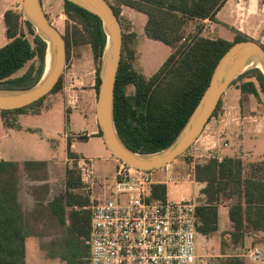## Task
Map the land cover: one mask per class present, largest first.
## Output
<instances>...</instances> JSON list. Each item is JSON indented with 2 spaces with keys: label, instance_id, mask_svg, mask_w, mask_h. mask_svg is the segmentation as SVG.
Returning <instances> with one entry per match:
<instances>
[{
  "label": "trees",
  "instance_id": "obj_1",
  "mask_svg": "<svg viewBox=\"0 0 264 264\" xmlns=\"http://www.w3.org/2000/svg\"><path fill=\"white\" fill-rule=\"evenodd\" d=\"M109 1V0H108ZM226 0H117L112 7L120 14V5L129 6L147 16L144 31L147 37L170 46V51L158 69L146 77L134 67L135 32H123L121 59L114 86V124L124 143L132 150L142 153L156 152L167 147L180 132L194 107L207 87L212 72L222 54L235 41L248 36L236 33L232 40L223 37H208L187 33L184 25L188 21L215 20L218 10ZM264 4V0H262ZM63 10L68 19L75 21L67 28L66 50L75 44H89L93 57L98 61L95 69V86L100 82V60L106 44V34L101 19L95 13L71 0H63ZM12 8L3 12L5 34L8 41L0 47V82L6 88H26L35 84L42 73L46 42L36 32L33 24ZM26 29V30H25ZM31 35V39L26 36ZM81 33V39L76 34ZM74 35V37H73ZM72 38V39H71ZM37 58L39 65L19 76L12 77L28 61ZM34 70V71H33ZM253 79L241 81L242 91L252 93L256 99H264V75L258 68L243 73ZM239 75L231 84L240 80ZM61 76L49 93L61 88ZM128 85L133 91L128 93ZM45 95L27 105L0 109L4 123L11 125L6 113H26V109L37 105ZM219 99L211 116L220 105ZM34 110L32 113H38ZM210 116V117H211ZM99 134L102 132L99 128ZM68 157H76L67 142ZM33 161H25L27 168ZM244 159L239 156H224L221 160L208 159L194 165V179L205 182L202 192L206 201L197 206L199 223L197 231L208 234L218 229L219 203L229 204V219L235 239L246 232L264 230V160L255 164L254 170L245 169ZM18 167L14 161L0 159V264H25V238L29 234L17 198L18 188L13 171ZM158 169V168H157ZM74 176L71 167L66 168L67 186ZM74 179V178H73ZM80 177L75 176V180ZM81 183V181H80ZM235 193L238 200L230 202ZM166 186L155 183L151 197L165 198ZM229 264H245L242 259H230Z\"/></svg>",
  "mask_w": 264,
  "mask_h": 264
},
{
  "label": "rangeland",
  "instance_id": "obj_2",
  "mask_svg": "<svg viewBox=\"0 0 264 264\" xmlns=\"http://www.w3.org/2000/svg\"><path fill=\"white\" fill-rule=\"evenodd\" d=\"M40 1L42 8L50 22H52L64 36L68 34L67 28H70V32L72 33V26L76 22L68 19L67 15L64 13L63 0ZM109 1L113 5L117 4V0ZM228 1L229 2H227V6L230 5L231 7L232 18L230 21H232L236 27H241L243 30L236 28L233 26V24H231V22L230 24L223 23L225 24L223 25L220 23L217 25L216 23L212 24L211 20L188 21L184 25V30L187 33H197L199 35L208 37L220 36L230 40L234 38L236 33H242L249 38L257 40L264 46V4L262 0ZM5 4L21 15L20 21L21 25L24 27V19H27V15L23 10L22 0H0V12L3 11ZM120 9L121 11L119 14V19L123 32L128 33V31H134V29L138 32L134 46V67L137 71L141 72L146 77H149L158 68L160 60L167 57V45L163 42H144L142 40L143 38L139 34L141 33L142 26V22L140 20L141 18L138 19L134 16L141 14H139L135 9H131V7L123 4L120 5ZM248 16H255L256 19L254 21L246 20ZM141 17L143 16L141 15ZM236 22L243 24L238 25L235 24ZM3 25V22L0 21V27ZM26 36L31 39V35L27 32ZM75 37L79 40L81 39L82 34L77 33ZM103 61L104 58L101 56L99 65L100 69L102 67ZM38 65L39 61L37 58L28 61L20 70L14 73L12 77L22 75L29 69L36 70ZM97 65L98 61L94 59L89 44H75L72 42L69 46V53L60 74L62 79L61 88L56 92L47 93L40 103L26 109V112L38 110V113H27L22 115L20 118L22 124L29 126L32 129L27 132L21 128L6 127L4 125L5 123H3L1 120L0 115V159L7 158V156H9L11 153L18 149H24L25 147L27 149H37L40 152V155H46L49 156V158L53 156H61L63 158L64 155L68 157L66 141H70L71 136L66 137L65 134L80 131L83 127H87L88 129L90 127L89 124L91 123L90 119H92V117H96L95 101H97V90L96 97L89 98L87 96V88L92 82L95 85V69ZM48 66L45 58L41 76L47 70ZM247 67H250V64H248L246 68ZM249 69H246L245 71ZM244 72L240 74L243 76L240 77V80L238 81L239 83L249 79L254 80L253 76L244 75ZM2 84H4V82H0V88L6 89V87H4ZM133 89L134 88L132 85H128L126 91L130 93L133 91ZM262 96L263 95L261 94V98L256 99L257 107L254 110H245V112L242 114L240 113L239 108H235L232 109L231 112L226 111L224 114V110L220 103L215 114L211 116L219 117L220 121H218V123L213 122L214 125L207 129L209 136H211L212 140H215L214 142L219 143V145H221L225 140L229 142L228 147H223L222 150L218 152L221 157L231 156L229 153H234L232 154V157L237 156V152H234V148L238 144V139L230 138L225 134L220 135L219 132H221V128L227 126L232 127L235 125L231 124L235 117L236 120L238 119L239 121L240 118L237 117H246L243 120V123H240L241 125L251 123L253 124V119L254 117H258V113L259 115H264V99ZM68 115L70 118H67ZM5 116L9 119L12 118L10 121L13 122L16 113H6ZM228 122L229 124H227ZM221 123H226L227 125L225 126ZM40 130L43 132L42 135H40ZM78 138H83V136L80 135ZM258 138L259 140H255L256 146H252L255 147L257 151L261 150L262 146L264 147V133L259 134ZM215 146L217 147V144H215ZM77 158L78 156L72 158L68 157V159H63L62 161L71 167V170L75 176L79 175L75 161ZM243 158L245 169L254 170L255 164L264 160V155L246 154L243 156ZM194 160H197V158L194 159L187 150L182 155L178 156L173 162H171L168 168L161 170L159 173H155L154 178L157 181L165 184L167 196L170 198H176L177 194H182L186 198L194 200L195 203L199 205L203 201L201 198H199L201 190L198 188V184L194 179L193 167L190 163ZM16 173L17 171L15 174ZM15 174L13 177H15ZM231 196L232 197L229 199L230 202L238 200L237 193L234 192V194H231ZM251 234L253 235V231L246 232L240 239H235L233 230L228 228L224 230H218L209 234L208 236L198 235L197 239L201 244L197 245V249L200 257L203 260L202 264H229L230 259L234 258L242 259L245 264H249V258L247 254L250 248L254 245L264 247V236L255 235L254 238H250L249 236ZM245 236H247L246 243L244 242ZM33 239V236H28V254H31ZM30 261L33 263V260L30 259ZM50 262L53 264L54 259L50 260ZM59 264L65 263L59 262Z\"/></svg>",
  "mask_w": 264,
  "mask_h": 264
},
{
  "label": "crops",
  "instance_id": "obj_3",
  "mask_svg": "<svg viewBox=\"0 0 264 264\" xmlns=\"http://www.w3.org/2000/svg\"><path fill=\"white\" fill-rule=\"evenodd\" d=\"M227 2L229 1L226 0V4L224 3L216 13L215 20H211L212 24H230L231 22V24L236 27V25L230 21L232 18L231 7L230 5L227 6ZM7 8L10 7L5 4L3 11L0 12V21H2L3 24V12ZM137 12L143 16L141 17V15L133 14L135 18H141L142 26L141 33L139 34L143 38L142 40L144 42H161L146 36L144 26L147 21V16L140 11ZM249 17L250 16H248L246 20L254 21L256 19L255 16ZM235 24L242 25L243 23L236 22ZM236 28L243 30L241 27ZM5 29V24L0 27V47L8 41ZM133 32H135L134 47L138 32L135 29ZM246 33L249 34L248 32ZM167 48L169 54L170 46L167 45ZM164 60L165 58L161 59L158 65L160 66ZM87 96L89 98L96 97V88L93 82L88 85ZM220 100L224 114L226 111L231 112L232 109L235 108H239L240 113L243 114L245 110H254L257 107L255 96L252 93L242 91L239 82L230 84L222 93ZM27 113L32 112L17 113L14 117V124L7 125L5 123L4 125L11 128H21L28 132L32 128L22 124L20 121L22 115ZM67 118H70L69 115ZM237 118H240V121L238 119L236 120L235 117L231 123L235 125L232 127L227 126L221 128L219 134H225L230 138L238 139V144L235 146L234 152H237V156L239 157L243 158L246 154L264 155L263 146L259 151H257L255 147H252L256 146L255 140H259V134L264 133V115H259L258 113V117H254L253 119V124L241 125L240 123H243V120L246 117ZM1 120L3 121L2 115ZM90 120L91 123L89 124L90 127L88 129L87 127H83L80 131L66 133L65 136H71L69 141L70 150L78 157L89 159L92 164V168L100 182L95 186L94 196H92L91 192L86 190V187L82 182L80 183L81 180H75V175L71 176V184L67 186L66 168L69 165L62 162L63 159H68L66 155H64L63 158L61 156H53L49 158V156L40 155V152L37 149H27L25 147L24 149L16 150L7 156V158H4V160L14 161L18 164L13 176L16 171L17 173L13 178L18 188L17 198L20 210L29 230V234L25 238V264H51L50 260L52 259H54L53 264H59V262L65 264H87L88 262L90 247L86 239L90 227L91 207L95 202L101 200L104 197L103 195H108V189L105 190L101 183L104 181L106 183L105 186L110 187L111 180L118 164L116 157L107 147L103 136L98 132L99 125L97 117H92ZM218 121H220L219 117H211L204 125L200 135L187 149L194 159L197 158V160L190 162L193 167V176L194 165L200 163L199 155H205L209 148L214 149V147H216L215 144H217V152L222 150L223 147L229 146L227 140H225L227 142L226 146H224L223 143L219 145V143L214 142L215 140H212L207 132V129L212 127L214 123H218ZM221 124L226 126L229 122L227 124ZM42 134L43 132L40 130V135ZM80 135H82L83 138H78ZM67 142L68 140L66 141V148ZM232 154L229 153V155L233 156ZM25 161H33V163L25 168L23 164ZM170 164L156 169L155 173H159L161 170L168 168ZM195 181L198 184V188L201 190L199 198L202 199L203 202L201 204H203L206 201V196L202 192V189L205 187L206 183L197 180ZM180 197L185 196L177 194L176 198ZM217 208L218 229L216 231L228 228L232 229L228 214L229 204L227 202L219 203ZM261 231L264 232V230L253 231V235L251 234L249 237L254 238L255 235H259V232ZM211 233L202 234L198 232L197 236H208ZM28 236L34 237L31 254H28ZM246 237L247 236L244 238L245 243L247 242ZM199 244L201 243L197 239V245ZM30 259L33 260V263H31ZM248 260L249 264H253L250 259Z\"/></svg>",
  "mask_w": 264,
  "mask_h": 264
},
{
  "label": "built area",
  "instance_id": "obj_4",
  "mask_svg": "<svg viewBox=\"0 0 264 264\" xmlns=\"http://www.w3.org/2000/svg\"><path fill=\"white\" fill-rule=\"evenodd\" d=\"M198 157L200 163L222 158L217 147ZM116 160L110 187L101 183L108 195L91 207L87 264H202L197 249L198 204L185 197H151L152 185L159 182L155 169ZM75 161L81 182L94 196L100 182L90 160ZM247 256L253 264H264V247L252 246Z\"/></svg>",
  "mask_w": 264,
  "mask_h": 264
},
{
  "label": "water",
  "instance_id": "obj_5",
  "mask_svg": "<svg viewBox=\"0 0 264 264\" xmlns=\"http://www.w3.org/2000/svg\"><path fill=\"white\" fill-rule=\"evenodd\" d=\"M71 1L95 13L101 19L106 34V44L102 54L104 61L99 71L100 82L96 101L97 122L112 154L134 168H161L182 155L200 135L224 90L246 70V64L250 59H257L262 68L253 67L258 68L264 75V46L249 37L235 41L218 60L207 87L175 139L167 147L156 152L134 151L121 139L114 124V86L123 42L120 19L108 0ZM22 5L27 19L46 42L45 58L50 49L51 62L47 70L32 86L0 88V109L21 107L49 93L58 81L66 60L65 36L50 22L42 8L41 1L22 0Z\"/></svg>",
  "mask_w": 264,
  "mask_h": 264
},
{
  "label": "bare ground",
  "instance_id": "obj_6",
  "mask_svg": "<svg viewBox=\"0 0 264 264\" xmlns=\"http://www.w3.org/2000/svg\"><path fill=\"white\" fill-rule=\"evenodd\" d=\"M53 24V23H52ZM53 26H55L54 24H53ZM56 27V26H55ZM57 28V27H56ZM58 29V28H57ZM59 30V29H58ZM60 31V30H59ZM50 62H51V51H50V49L47 51V54H46V63H47V66H48V64H50ZM248 64H250V67H253V66H257V67H259V68H262V66L260 65V63L257 61V59H255V58H252V59H250L248 62H247V64H246V66L248 65ZM250 67H245V69H249Z\"/></svg>",
  "mask_w": 264,
  "mask_h": 264
},
{
  "label": "flooded vegetation",
  "instance_id": "obj_7",
  "mask_svg": "<svg viewBox=\"0 0 264 264\" xmlns=\"http://www.w3.org/2000/svg\"><path fill=\"white\" fill-rule=\"evenodd\" d=\"M66 58H67V50H66Z\"/></svg>",
  "mask_w": 264,
  "mask_h": 264
}]
</instances>
